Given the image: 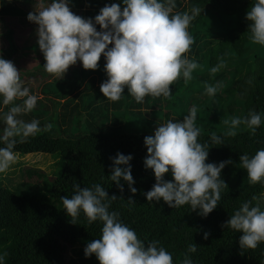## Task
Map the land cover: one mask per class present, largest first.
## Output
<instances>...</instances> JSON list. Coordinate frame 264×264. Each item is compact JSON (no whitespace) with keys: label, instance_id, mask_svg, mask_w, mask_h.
Wrapping results in <instances>:
<instances>
[{"label":"trees","instance_id":"trees-1","mask_svg":"<svg viewBox=\"0 0 264 264\" xmlns=\"http://www.w3.org/2000/svg\"><path fill=\"white\" fill-rule=\"evenodd\" d=\"M50 3L51 0H0V41L4 43L0 55L15 64L24 86L27 76L38 81L41 75L39 84L47 86V94L52 95L40 98L32 112L18 117L25 122L39 120L42 128L50 123L51 131L18 142L15 151L20 156L42 154L58 159L52 164L57 166V170H52L53 180L51 172H44L38 165L40 161L33 163L38 169H29L19 162L11 169L18 183L13 181L12 188L0 184V255H5V264H71L66 255L69 247L83 239L100 238L103 226L100 221L88 224L81 212L73 222L63 209L61 198H70L75 184L81 188L100 184L109 196L115 195L117 199L111 201L109 211H117L120 219L146 244L159 241V246L173 255L174 264H180L185 254L194 264H264V242L255 249H242L239 240L243 233L223 226L244 202L264 210V185L251 184L247 171L240 167L241 155L252 156L264 148V124L254 135L241 125L236 136H224L220 145H213L210 139L213 132L223 136L227 131L229 125L225 120L247 116L253 110L264 113V46L252 41L251 21L246 19L254 0H176L174 13L190 12L193 6L200 9L188 29L194 43L186 53L199 66L186 85L183 78L170 85L171 98L146 96L142 103H137L134 97L130 99L127 87V96L117 102L108 100L100 91V85L108 79L103 54L98 69H84L77 61L71 65L76 71L58 80L42 68L44 56L38 62L41 70L32 71L21 64L15 26L28 22L32 37L36 35L37 39L39 25L30 22L28 14ZM112 3L122 4V0H72L69 6L74 14L82 11V17L94 19L102 7ZM96 27L99 31L100 26ZM31 46L33 50L39 49L38 42ZM221 60L226 67L211 74L210 69ZM47 78H52V82L43 83ZM208 85H219L215 96L205 93ZM187 101L191 107L184 111L181 103ZM158 104H166L173 110H157ZM3 106L0 103L5 115L10 105L5 110ZM193 107L199 111L196 120L201 129L199 140L210 147L206 163L232 161L221 173L229 187L223 189L218 206L207 217L199 215L198 209L191 211L190 205L173 208L163 199L148 202L143 195L156 183L154 171L144 164L148 155L144 138L154 136L160 124L183 120ZM205 117L211 123L204 121ZM134 118L142 123V130L129 132L127 128L134 124L130 123ZM221 118L224 119L219 121ZM3 120L4 117L0 118V134L5 126ZM127 120L129 126L125 127ZM118 152L133 156L130 163L135 194L127 182L121 180L124 185L121 192L109 178L113 164L110 158ZM9 172L0 174V178H7ZM165 180H174L171 172L165 174ZM205 233L209 234L207 239ZM194 243L198 250L189 253L188 246Z\"/></svg>","mask_w":264,"mask_h":264},{"label":"clouds","instance_id":"clouds-1","mask_svg":"<svg viewBox=\"0 0 264 264\" xmlns=\"http://www.w3.org/2000/svg\"><path fill=\"white\" fill-rule=\"evenodd\" d=\"M71 3L72 0H51L49 6L30 12L27 17L39 25L36 31L46 60L43 66L57 80L62 79L77 61L82 62L84 69H98L102 54L108 79L100 85V91L112 102L121 99L125 87L137 103H142L146 96L169 99L172 96L170 85L181 78L185 85L192 80L199 65L186 55L194 43L188 29L200 14L199 7L193 6L190 12L174 13L176 0H122V4L105 5L93 19L74 14L69 6ZM246 19L251 21L252 41L264 46V0H254ZM96 25L100 26L99 31ZM224 67L221 60L210 72L214 75ZM218 87L208 85L205 93L215 96ZM39 99L24 86L15 64L0 55V103L10 105L0 134V174H7L18 162L15 151L18 142L51 131L50 123L42 128L39 120L25 122L18 118L32 112ZM196 120L197 109L193 107L183 120L160 124L154 136L144 138L148 153L144 164L154 171L156 183L143 195L148 202L163 199L173 208L190 205L191 211L198 209L199 215L207 217L218 206L223 189L229 187L221 173L232 161L206 163L210 147L199 140L201 129ZM224 123L229 128L223 136L211 134L213 145L223 144L224 136H236L241 125L254 135L264 124V113L253 110L247 116L233 117ZM110 159L113 161L110 180L116 182L121 192L124 191L121 180L127 182L129 190L135 194L132 154L118 152ZM240 161L249 182L264 185V148L252 156L241 155ZM169 172L174 180H165ZM74 189L70 198H61L63 209L73 222L83 212L88 224L100 221L103 225L100 238L87 243L86 258L94 254L100 264H174L173 255L159 246V241L146 244L120 219L117 211H109L111 201L117 197L109 196L102 185L81 188L75 184ZM223 226L243 233L239 240L242 249H255L264 242V210L259 205L244 202ZM208 235L205 233L204 238ZM197 250L195 243L188 246L189 253ZM0 264H5V255H0ZM180 264L194 262L185 254Z\"/></svg>","mask_w":264,"mask_h":264},{"label":"rangeland","instance_id":"rangeland-1","mask_svg":"<svg viewBox=\"0 0 264 264\" xmlns=\"http://www.w3.org/2000/svg\"><path fill=\"white\" fill-rule=\"evenodd\" d=\"M42 9H43V7L42 8L40 7V10H42ZM79 13H80L79 16H82V11H80ZM31 27H32L31 24H28V22H25V24H19L18 23L15 26V29H16L15 38H16V41L21 45V54H22L21 64L24 65L25 68L32 70V71L41 70L38 62H39V60H41V58H43L44 55L41 52L40 48L38 50L32 49L31 44H33L34 42L37 43L38 38L36 39V35H35V38L32 37L33 32L31 30ZM26 40H29L28 43L30 42V44L25 43ZM2 46H4V43L2 41H0V48ZM45 63H46V60L41 61L42 68H44L43 65ZM81 64H82V62L78 61V66H80ZM73 71H76V69L74 66H71V67H69V69L66 73L70 72V74H72ZM40 78H41V75L38 76L39 80H40ZM24 81H25L26 87H28L30 89L31 94H35L40 98H43L46 95L52 96L51 94H47L48 87L45 85H40L39 82L36 80V78H34L33 76H31V77L27 76V78H25ZM45 82L51 83L52 78H47V79L43 80V83H45ZM125 93L122 95L120 100L123 101V98L127 96V95H125ZM128 96H130V99L133 98V96H131L130 94H128ZM53 100H55V99H53ZM17 103H18V101H17ZM188 103H189V101L181 103L184 111H187L188 108L191 107V104H188ZM5 107L6 106H3V110H5ZM160 108L163 112L168 111V110H171V111L173 110L172 107H167L166 104H162V105L158 104L156 106L157 110H159ZM198 112L199 111H197V113ZM159 113H160V111H159ZM212 116H213V114H212ZM2 117H4V112H2L0 110V118H2ZM222 119H224V118H221L219 121H221ZM149 120L151 121L152 119L149 118ZM204 121H207V123L208 122L211 123L210 121H208V118H206V117H205ZM130 123H134V124L131 127L127 128L128 129L127 131L131 132V131L142 130V123L137 122L136 118H134ZM128 126H129V121L127 120L125 122V127H128ZM146 131L147 130H145L144 132H146ZM18 157H19V159H18V162L16 164H19V162H22L23 165H28L29 169H38L35 165H33V163H35V161H38V162L40 161L38 163V165H41V168L43 169L44 172H46L48 174H49V172H51V174L49 176L53 180L54 173L52 172V170H57V166L52 167V164H55V162L58 159L53 160L52 156L42 155V154H29L26 156H24V155L20 156L18 154ZM54 157H56V156H54ZM15 165H13V167ZM20 169H21V167L19 169H17L18 172ZM17 170H16V173L18 174ZM4 175H8V174H4ZM13 181L15 183H18L17 175L14 173L13 170H10L9 176H7V178L6 177L0 178V184H2V186H6V187H10V188H12L15 185V183ZM54 202L57 206H59V202H56V201H54ZM91 241L92 240H89V239H83L77 245L69 247L68 252L66 254L67 260H69V262L71 264H100V261L96 258V256L94 254L90 258L85 257L84 249H85L87 243H89Z\"/></svg>","mask_w":264,"mask_h":264}]
</instances>
